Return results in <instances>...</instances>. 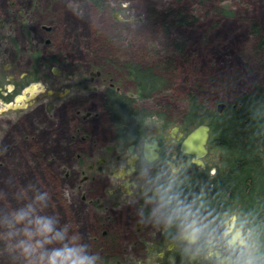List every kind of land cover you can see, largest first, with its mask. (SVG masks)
<instances>
[{
	"label": "rangeland",
	"instance_id": "374dc122",
	"mask_svg": "<svg viewBox=\"0 0 264 264\" xmlns=\"http://www.w3.org/2000/svg\"><path fill=\"white\" fill-rule=\"evenodd\" d=\"M65 1L61 0V14L69 18L63 19L55 39L64 60L61 76L54 81H61L57 91L70 92L61 99L40 97L38 90L31 98L27 94H20V100L19 95L0 98V264H49L55 253L64 254L57 264H72L85 256L92 260L93 247L86 239L99 232L94 217L98 210L88 199L100 202L104 178L88 165L99 164L103 148L79 142L87 138L76 129L74 118L104 113L99 97L108 81L133 95L124 65L153 64L142 54L160 50L167 38L160 27L154 31L145 24L146 9L162 10L174 0H105L103 8L89 0ZM201 1L178 0L199 20L193 26H168L169 38L182 43L184 50L183 56L176 55L165 88L138 102L154 114L177 120L185 111L188 93L214 109L252 83H264V71H249L240 56L256 44L249 20L259 24L264 38V0H225L220 4L233 11L231 18L204 16ZM98 71L100 76L89 83L90 73ZM91 84L95 93L84 88ZM74 94L88 100L85 107L72 105ZM84 176L89 178L84 181Z\"/></svg>",
	"mask_w": 264,
	"mask_h": 264
},
{
	"label": "flooded vegetation",
	"instance_id": "af4514ba",
	"mask_svg": "<svg viewBox=\"0 0 264 264\" xmlns=\"http://www.w3.org/2000/svg\"><path fill=\"white\" fill-rule=\"evenodd\" d=\"M61 3L0 0L1 99L19 95L20 100V94L31 98L37 90L40 97L61 99L70 92L69 88L57 91L61 81H54L61 76L64 60L55 39L63 19L69 18H63ZM100 74L90 73L89 83ZM81 80L85 82L86 78ZM131 82L133 95L119 91L108 81L100 93L101 102L108 89L136 101L135 83ZM84 88L96 92L92 84ZM139 101L135 106L141 108ZM71 102L85 107L88 100L74 94ZM184 116L185 112L173 120L159 113L144 118L137 113L128 137L118 135L105 111L74 118L76 129L87 138L79 142L103 148L97 158L99 164L88 165L104 178L100 202L95 197L88 199L98 210L94 217L99 232L86 239L99 259L94 263L92 258L93 264H264L262 241L239 222L237 213L206 206V197L211 195L206 188L216 173L218 156L214 159L217 153L210 144V129L204 155L197 157L182 149L185 137L198 126L185 122ZM154 141L158 154L148 160L145 147L150 145V152ZM79 158L77 161L83 164ZM88 178L84 176L83 180Z\"/></svg>",
	"mask_w": 264,
	"mask_h": 264
},
{
	"label": "trees",
	"instance_id": "16d2710c",
	"mask_svg": "<svg viewBox=\"0 0 264 264\" xmlns=\"http://www.w3.org/2000/svg\"><path fill=\"white\" fill-rule=\"evenodd\" d=\"M89 1L97 8L105 5V0ZM224 1L202 0L199 6L204 16L212 14L231 18L233 11L220 4ZM145 18L147 26L154 31L160 27L167 38L160 50L148 49V53L142 54L153 64L128 62L124 65L135 83L136 101L124 93L108 89L101 102L118 135L125 137H128L131 121L136 119L137 113H141L143 118L152 113L145 107L135 106L137 100H146L162 91L175 69L176 55L183 56L184 46L169 38L168 26H193L199 20L178 0L162 10L147 7ZM248 28L256 44L242 50L240 56L249 71H264V38L260 26L249 20ZM185 99L184 121L191 126L204 124L209 127L210 144L218 156L216 173L206 188V192L211 194L206 197V206L220 207L224 213L236 212L239 222L252 229L255 238L264 246V83H252L247 90L235 94L221 112L208 107L194 93L186 94ZM93 261H99L96 253Z\"/></svg>",
	"mask_w": 264,
	"mask_h": 264
},
{
	"label": "water",
	"instance_id": "95a60500",
	"mask_svg": "<svg viewBox=\"0 0 264 264\" xmlns=\"http://www.w3.org/2000/svg\"><path fill=\"white\" fill-rule=\"evenodd\" d=\"M225 108L224 103H218L216 105V110L218 112H221ZM209 136V127L204 124H200L196 126L194 129H192L188 135L185 137V139L182 142V149L191 154H195L197 157H200L205 154L206 147L205 144L208 140ZM150 145H146L145 147V155L148 160H151L157 156V149L158 145L156 141L153 142L152 149L149 152L148 148ZM148 150V151H147ZM198 164L203 166V164L200 161H196Z\"/></svg>",
	"mask_w": 264,
	"mask_h": 264
},
{
	"label": "clouds",
	"instance_id": "9594fccd",
	"mask_svg": "<svg viewBox=\"0 0 264 264\" xmlns=\"http://www.w3.org/2000/svg\"><path fill=\"white\" fill-rule=\"evenodd\" d=\"M45 230L51 231V225L50 224H45ZM73 250H68L69 254ZM64 255L63 253H55L52 258L49 260V264H57L58 259L60 256ZM61 264H67V261H61ZM72 264H93V261L90 260L88 257H78L77 259L72 261Z\"/></svg>",
	"mask_w": 264,
	"mask_h": 264
}]
</instances>
